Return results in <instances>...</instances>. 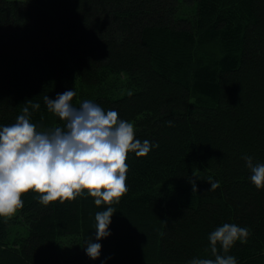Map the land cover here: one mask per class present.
I'll use <instances>...</instances> for the list:
<instances>
[{
    "label": "trees",
    "instance_id": "16d2710c",
    "mask_svg": "<svg viewBox=\"0 0 264 264\" xmlns=\"http://www.w3.org/2000/svg\"><path fill=\"white\" fill-rule=\"evenodd\" d=\"M69 90L152 148L128 154L107 237L87 192L47 206L29 192L0 218V264H190L214 259L225 223L250 234L217 254L264 264V188L244 159L264 164V0H0V128L25 106L38 131L63 127L44 97Z\"/></svg>",
    "mask_w": 264,
    "mask_h": 264
},
{
    "label": "clouds",
    "instance_id": "9594fccd",
    "mask_svg": "<svg viewBox=\"0 0 264 264\" xmlns=\"http://www.w3.org/2000/svg\"><path fill=\"white\" fill-rule=\"evenodd\" d=\"M75 95L69 90L54 100L44 97L48 111L64 122L63 127L38 131L25 106L15 123L0 128V218L9 219L21 210L22 197L29 192L37 193L45 206L73 201L87 192L96 206H108L95 215L96 239L100 240L110 234L108 227L115 213L111 205L118 204L128 191V154L144 157L152 145L136 139L133 123L119 119L117 111H105L91 100L75 107L71 103ZM31 108L38 110L40 104H31ZM244 159L252 184L264 188V164H254L248 156ZM208 182L210 190L219 187L218 182ZM249 234L246 227L223 224L208 237L214 259H194L190 264H237L234 256L217 254V245L227 253L236 241L246 242ZM100 250L99 243L90 242L86 247L93 259Z\"/></svg>",
    "mask_w": 264,
    "mask_h": 264
},
{
    "label": "rangeland",
    "instance_id": "374dc122",
    "mask_svg": "<svg viewBox=\"0 0 264 264\" xmlns=\"http://www.w3.org/2000/svg\"><path fill=\"white\" fill-rule=\"evenodd\" d=\"M15 216V215H14ZM14 216L13 217H11V219H14Z\"/></svg>",
    "mask_w": 264,
    "mask_h": 264
}]
</instances>
